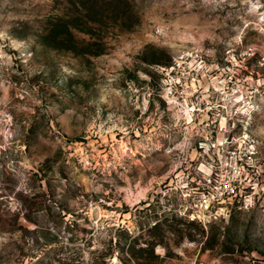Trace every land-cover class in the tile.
Segmentation results:
<instances>
[{
	"label": "rangeland",
	"instance_id": "374dc122",
	"mask_svg": "<svg viewBox=\"0 0 264 264\" xmlns=\"http://www.w3.org/2000/svg\"><path fill=\"white\" fill-rule=\"evenodd\" d=\"M228 137L252 193L203 227ZM0 264H264V0H0Z\"/></svg>",
	"mask_w": 264,
	"mask_h": 264
},
{
	"label": "built area",
	"instance_id": "2783aa9c",
	"mask_svg": "<svg viewBox=\"0 0 264 264\" xmlns=\"http://www.w3.org/2000/svg\"><path fill=\"white\" fill-rule=\"evenodd\" d=\"M174 70L175 66L171 71ZM163 71L169 73L168 68H163ZM182 82L180 76L172 77L165 95L174 97ZM229 141L230 137L217 142V153L223 152L222 160H216V164L214 160L200 163L196 176L191 177L181 197L184 201L181 215L203 227L229 218L237 202L240 208L249 202L250 191L244 186L246 180H242L251 176L248 165L254 153L250 152L247 142Z\"/></svg>",
	"mask_w": 264,
	"mask_h": 264
},
{
	"label": "trees",
	"instance_id": "16d2710c",
	"mask_svg": "<svg viewBox=\"0 0 264 264\" xmlns=\"http://www.w3.org/2000/svg\"><path fill=\"white\" fill-rule=\"evenodd\" d=\"M251 175H252V172H251Z\"/></svg>",
	"mask_w": 264,
	"mask_h": 264
}]
</instances>
